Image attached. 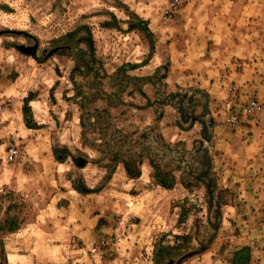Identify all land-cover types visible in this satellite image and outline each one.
Masks as SVG:
<instances>
[{
  "label": "rangeland",
  "instance_id": "1",
  "mask_svg": "<svg viewBox=\"0 0 264 264\" xmlns=\"http://www.w3.org/2000/svg\"><path fill=\"white\" fill-rule=\"evenodd\" d=\"M0 119V264H264V0H0Z\"/></svg>",
  "mask_w": 264,
  "mask_h": 264
},
{
  "label": "built area",
  "instance_id": "2",
  "mask_svg": "<svg viewBox=\"0 0 264 264\" xmlns=\"http://www.w3.org/2000/svg\"><path fill=\"white\" fill-rule=\"evenodd\" d=\"M177 3H179V0H174V4H177ZM259 111H261V106L257 102L251 101L245 106L243 113L248 114V115H252V114L254 115ZM232 120L234 121V123L237 122L236 116H233ZM0 123H1V119H0ZM17 154H18L17 147L10 146L7 151V161L9 162L15 161Z\"/></svg>",
  "mask_w": 264,
  "mask_h": 264
},
{
  "label": "trees",
  "instance_id": "3",
  "mask_svg": "<svg viewBox=\"0 0 264 264\" xmlns=\"http://www.w3.org/2000/svg\"><path fill=\"white\" fill-rule=\"evenodd\" d=\"M82 40L84 41L83 43L87 46V50H89V53L93 55L94 53H93L92 39H91L90 34H89V36L82 38ZM159 181H161V180H159ZM166 183L167 182L165 180H163L162 182H160L159 185H161L164 188H167Z\"/></svg>",
  "mask_w": 264,
  "mask_h": 264
}]
</instances>
